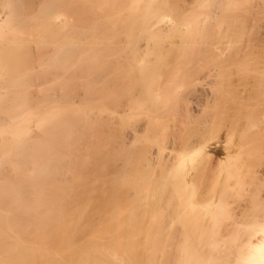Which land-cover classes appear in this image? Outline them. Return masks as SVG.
<instances>
[{"label": "bare ground", "instance_id": "1", "mask_svg": "<svg viewBox=\"0 0 264 264\" xmlns=\"http://www.w3.org/2000/svg\"><path fill=\"white\" fill-rule=\"evenodd\" d=\"M167 4L0 0V264H264V0L224 68L163 55Z\"/></svg>", "mask_w": 264, "mask_h": 264}, {"label": "rangeland", "instance_id": "2", "mask_svg": "<svg viewBox=\"0 0 264 264\" xmlns=\"http://www.w3.org/2000/svg\"><path fill=\"white\" fill-rule=\"evenodd\" d=\"M143 1V0H142ZM201 1V0H200ZM224 1V0H223ZM167 2V1H166ZM179 2V3H178ZM188 2V3H187ZM204 2V3H203ZM225 2V3H224ZM223 3H224V5L222 6V2H221V7L219 6V12H221V11H223V12H225V13H222L223 14V16L222 15H217L216 16V18L215 17H213V21L211 20V16L209 15V13L211 14V12L210 11H212L213 9H215V8H213V6L214 5H212L211 6V3H213V1L211 2V0H202V3H203V6L201 5V3L199 2V0L197 1H195L194 0V4H193V1L192 0H168V3L169 4H167V9H166V7H165V9L164 10H161L160 8L161 7H157V9H156V6H155V12L156 13H158L157 11H160L161 10V12H163V11H165L164 13L166 14V16H168L167 17V21H168V19H169V21H171V23L172 24H176L177 26L176 27H178L179 28V32L182 34V31H180L181 30V26H184L183 28H185V29H183V31L186 33V31H187V26L188 27H191V29H193L192 27H194V31L196 32L197 31V29H198V31H197V33H195L194 31H193V33L194 34H192V36H189V38L187 37V40H186V36L183 34V36H181V35H179V33H176L175 31H177L178 32V30H175L174 32H173V35H172V32H170V30H171V28H173V27H170V26H172V24L169 22V24H168V22L166 21L165 23H166V25L168 24V28H166L167 26L164 24V26H166V27H164V28H166L167 30L170 28V30H169V32L168 31H166V29L164 30V31H166L165 33H164V31H162V30H160L163 34H164V36H163V34L161 33V32H159V28L157 29L156 27V29H154L155 31H156V33L158 32V34H155V44H157L158 43V45L160 46H163L164 48H165V50H162V49H160L159 48V51L160 50H162L163 52V55H168V54H165L164 53V51H170L171 52V50H169V49H178L179 51L181 50V48H182V51H180V52H178V53H184V54H186V55H190V53L192 52V53H194L192 56H191V58H192V60H194L195 58H196V56L200 53H198V50L199 51H203L202 53H200V54H203L204 53V51H207L208 53H206V58H204L203 60H205L206 59V61H203L202 63L204 64L205 63V65H208V64H210L209 66H212V65H214V66H217V64H219V67H223L224 66V63H227L228 65H229V63H228V60H227V62H221V61H219V62H221L222 64L220 65V63L218 62H216V60L214 61V62H216V63H214L213 62V59H211L210 60V58H212V56L210 57V53L212 54L213 52H219V51H224V52H227V54H231L232 55V53L233 52H235L238 48H239V45H241V44H243L242 42V40L244 39L243 37L245 36L246 37V35H248V34H253V33H250V32H253L254 31V18H252V16H251V18L253 19H251L250 18V15H249V13L251 14L252 13V11L251 10H253V7L251 8L250 7V4H249V0H248V2H246V0H225ZM190 3H192V6L190 5L189 6V4ZM200 3V4H199ZM251 3V2H250ZM139 4L141 5V2L139 1V3H137V5L135 6V8H136V10H138L139 8H138V6H139ZM179 4V5H178ZM183 4V5H182ZM188 4V5H187ZM208 4H209V7H208ZM249 4V5H248ZM182 5V6H181ZM196 5H197V7H196ZM198 5H201V6H198ZM205 5H207V7H204ZM179 6V8H180V10H178L179 8H176V7H178ZM189 6V7H188ZM250 8H249V7ZM251 6H252V3H251ZM175 7V8H174ZM185 7H187V8H184ZM192 7V9H188V8H191ZM215 7V6H214ZM152 8V7H151ZM158 8H159V10H158ZM163 8V7H162ZM183 10H182V9ZM196 8H197V10H196ZM198 8H200V9H198ZM208 8V9H207ZM213 8V9H212ZM250 9L249 11H248V9ZM262 8V7H261ZM260 8V9H261ZM142 8H140L139 10H138V12H140V10H141ZM173 10V12H171L170 10ZM175 9H176V12H175ZM201 9H203V10H201ZM217 9V10H218ZM178 10V11H177ZM196 10V11H195ZM247 10V11H246ZM170 11V12H169ZM197 11H198V13H197ZM202 11V12H201ZM209 11V13H207ZM251 11V12H250ZM137 12V11H136ZM167 12V13H166ZM179 12H181V14L179 13ZM201 12V13H200ZM264 13V10H261V13ZM169 13V14H168ZM176 13V14H175ZM193 13V14H192ZM196 13V14H195ZM262 13V14H263ZM178 14V15H177ZM198 14V15H197ZM224 14H225V17H224ZM232 14V15H231ZM234 14V15H233ZM235 14H237V16L235 15ZM175 16L176 15V18H180V20L178 21V19L176 20L175 19V17H172V16ZM181 17H180V16ZM185 15H187L186 17V19L185 20H182V19H184L185 18ZM190 15H191V18L194 16L195 18H196V16H198L196 19L195 18H190ZM196 15V16H195ZM205 16V19L204 20H202V17L204 18V16ZM207 15H209V16H207ZM227 15V16H226ZM178 16V17H177ZM221 17L220 19H218L219 17ZM209 17H211V18H209ZM231 17H233V18H231ZM235 17V18H234ZM262 17H264L263 15H262ZM172 18V19H171ZM189 18L192 20V22L193 23H195V21H196V23H195V26H190L191 24H189ZM214 18H215V20H214ZM224 18V19H223ZM226 18V19H225ZM260 18V17H259ZM195 21H194V20ZM201 19V20H200ZM208 19V20H207ZM223 19V20H222ZM139 20H141V18H139ZM139 20H137V21H139ZM190 20V21H191ZM220 20V21H219ZM251 20H252V22H251ZM260 20V19H259ZM263 21H264V18L262 19ZM201 21H203V22H201ZM215 21V22H214ZM261 22V20H260V26H259V29H258V31L260 32V33H262L263 34V32H264V22ZM185 22V23H184ZM187 22V23H186ZM214 22V23H213ZM135 23H136V21H135ZM184 23V24H183ZM191 23V22H190ZM138 24H139V22H138ZM174 24V25H175ZM183 24V25H182ZM186 24V25H185ZM189 24V25H188ZM251 24H252V26H251ZM132 25H134V24H132ZM192 25H194V24H192ZM262 25V26H261ZM138 26V25H137ZM161 26V25H160ZM159 26V27H160ZM136 26H134V28H135ZM139 28L141 27V25L139 24V26H138ZM137 27V28H138ZM175 26H174V28L173 29H175L176 28ZM195 27H196V30H195ZM198 27V28H197ZM250 27H252V30H251V28ZM261 27V28H260ZM131 28H132V26H131ZM133 29V28H132ZM191 29H188V31L190 30L191 31ZM136 30V29H135ZM158 30V31H157ZM132 31V30H131ZM138 31V30H137ZM189 31V33H187V34H190L191 32ZM245 31V32H244ZM136 32V31H135ZM140 32V31H139ZM133 33H134V31H133ZM242 33V34H241ZM131 34H132V32H131ZM139 34V33H138ZM239 34V35H238ZM127 34H124V36L125 37H127L126 36ZM135 35H136V33H135ZM173 37L174 35H175V39L174 38H171V36ZM251 35H248V36H251ZM121 36L124 38V36H123V33L121 34ZM120 36V37H121ZM160 36H161V39H165L164 40V42L163 43H161L160 41H161V39H160ZM179 38H178V37ZM247 36V37H248ZM114 37V36H113ZM116 37H118V36H116ZM121 37V38H122ZM169 37H170V39H171V41H170V39H169ZM185 38V39H181V38ZM238 37V38H237ZM242 37V38H241ZM247 37H246V39H247ZM239 38H241V40H239ZM115 39V38H114ZM167 39H169V40H167ZM117 40V39H116ZM236 40H237V42L238 41H240V43L241 44H239V43H236ZM115 41V40H114ZM143 41V40H142ZM181 41V42H180ZM187 41H188V44H187ZM242 41V42H241ZM247 41H248V39H247ZM246 40H245V42H244V46H246L247 44L246 43H248ZM183 42H184V45H182V46H180L181 44H183ZM143 43V42H142ZM160 43V44H159ZM139 44H141V42L139 41ZM164 44V45H163ZM168 44V45H167ZM171 44V45H170ZM238 44V45H237ZM170 45V46H169ZM236 45H237V49L235 50V48H236ZM159 46H155V48L156 49H158V47ZM242 46V45H241ZM145 46H142L141 48H144ZM180 47V48H179ZM146 48V50H147V47H145ZM162 48V47H161ZM163 48V49H164ZM142 50V49H141ZM146 50H144L145 52H146ZM192 50V51H191ZM235 50V51H234ZM144 51H142L144 54H145V52ZM158 51V53H160ZM173 51V50H172ZM191 51V52H190ZM196 53H195V52ZM169 52V53H170ZM174 52V51H173ZM172 52V53H173ZM175 52H177V51H175ZM190 52V53H189ZM143 53H139L140 54V56L144 59L145 57H144V55H143ZM147 53V52H146ZM171 53V54H172ZM191 53V54H192ZM204 53V54H205ZM176 54V53H175ZM174 53H173V55H175ZM188 55V56H189ZM209 55V56H208ZM139 56V57H140ZM145 56H146V58L145 59H148V57L149 56H152V55H146L145 54ZM169 56V58L170 57H172V56H170V55H168ZM187 56V57H188ZM138 57V56H137ZM141 57H140V59H141ZM179 58V57H175V59H177V60H174V59H169L168 57L167 58H163V59H165V61H166V59H169V60H172V61H174V65H175V63L177 64V65H182V62H186V61H191V60H189L188 58ZM205 57V56H204ZM153 58H155V54L153 55ZM172 58H174V56L172 57ZM190 58V57H189ZM185 59V60H184ZM168 60V61H169ZM184 60V61H183ZM210 61V62H208V61ZM230 61V64H231V59H229ZM141 62H142V59L140 60ZM177 61V62H176ZM212 61V62H211ZM170 62V61H169ZM181 62V63H180ZM207 62H208V64H207ZM172 63V62H171ZM180 63V64H179ZM214 63V64H213ZM187 64H189V63H183V65L187 68ZM172 65V64H171ZM182 65V66H183ZM191 65V64H190ZM232 65V64H231ZM190 66H188V68H189ZM231 67V66H230ZM229 66H227V67H225L226 69L228 68V70H229V68H230ZM224 68V67H223ZM232 69H233V66H232ZM231 71V70H230ZM230 71H228V72H230ZM231 72H233V71H231ZM225 76V75H224ZM227 76V75H226ZM225 76V77H226ZM225 77H223V75L221 76V79H222V81L225 79ZM228 77V76H227ZM226 77V78H227ZM219 79H220V77H219ZM226 82V81H225ZM225 82H224V84H225ZM223 83V82H222ZM71 86V85H70ZM71 87H73V86H71ZM71 87H68V89L67 90H70V88ZM74 89V88H73ZM70 90V91H72L73 93H74V90ZM70 91H66V93L68 94V92L69 93H71L72 94V92H70ZM113 94V93H112ZM73 95V94H72ZM69 96H70V94H69ZM73 96H75V95H73ZM67 98L69 99L70 97H68L67 96ZM75 98H76V96H75ZM73 99H74V97H72V99H69V101L70 100H72V102H73ZM77 99V98H76ZM75 99V100H76ZM74 100V101H75ZM71 102V103H72ZM76 102V101H75ZM56 104V103H55ZM54 104V106H56ZM50 105H52V107H54L53 106V104H50ZM58 105V104H57ZM61 108H62V106H61ZM63 109H64V107H63ZM33 117V116H32ZM36 117V116H35ZM34 117V118H35ZM36 120V119H35ZM33 118L31 119V117H30V119H29V123H30V125L32 124V122H33V127H34V123L36 122ZM29 125V124H28ZM32 125H31V128H32ZM30 127V126H29ZM72 218V217H71ZM70 218V219H71ZM92 229L93 228H90V229H88L87 228V230H88V232L86 233L87 235L86 236H84V241L87 243V244H90L92 241V244H95V242L96 243H99V244H101L102 242L100 241V239H99V241H98V233L96 234L95 232V234L97 235V237L95 236V234L94 233H92L93 231H92ZM146 229L147 228H144L143 229V232L144 231H146ZM86 230V231H87ZM103 230H104V228H103ZM150 230V229H149ZM148 230V231H149ZM153 230V229H152ZM99 231V230H98ZM106 231H109V230H107L106 229ZM97 232V231H96ZM112 232H113V230H112ZM142 232V233H143ZM138 235H140L139 237H138ZM143 235H145V233H143ZM143 235H141V234H136L135 236H134V239H135V241H137V239H139V242H137L138 244L136 245V246H138V247H140L141 246V244H142V242H144L145 243V238L144 237H147V236H144V237H142ZM95 236V237H94ZM136 236H137V238H136ZM144 238V240H140V239H143ZM94 239V240H93ZM95 239H97V240H95ZM146 240H147V238H146ZM71 241V240H70ZM95 241V242H94ZM147 242V241H146ZM69 240H66V242L64 241L62 244H66V245H68L67 246V248H66V246H64V248L65 249H67V250H69L70 251V249H69ZM62 244H60L61 246H62ZM73 243H71L70 244V246L72 245ZM102 244H104V243H102ZM57 246H59V245H57ZM56 246V247H57ZM63 246H62V248H63ZM89 246V245H88ZM144 245L142 244V247H143ZM55 247V246H54ZM54 247H50V248H52V250L50 249V251H51V256H53L54 257V255H55V257H54V259H53V263L54 264H61L60 263V261H62V259L63 258H71V257H73L74 258V256H76L77 254H78V256L80 255V252L79 253H77L78 251H71V252H65L64 251V248H63V251L61 250H56L57 251V253H56V251H55V253L52 255V253H53V251H54ZM72 247H74V244H73V246ZM71 247V248H72ZM137 248V247H135V251H133L135 254V256H136V254L139 252V251H142V249H144V248ZM62 248H60V249H62ZM136 248L138 249V251H136ZM57 249V248H56ZM111 249H113L114 250V247L113 248H111ZM77 250V249H76ZM113 250H109V251H107V252H109L110 254H111V256H114L115 254L113 253V252H115V251H113ZM143 251H145V252H147L146 250H143ZM62 252V253H61ZM112 252V253H111ZM132 252V253H133ZM145 252H143V254L145 253ZM141 253V252H140ZM139 253V254H140ZM114 254V255H113ZM142 253L140 254V255H138V256H141V255H143ZM146 254V253H145ZM144 254V255H145ZM143 255V256H144ZM77 256V257H78ZM146 256V255H145ZM37 262H39V261H37ZM35 264H36V262H35ZM39 264V263H38Z\"/></svg>", "mask_w": 264, "mask_h": 264}]
</instances>
